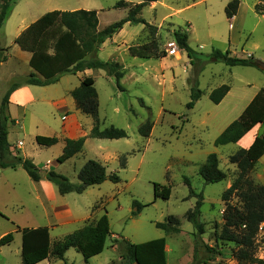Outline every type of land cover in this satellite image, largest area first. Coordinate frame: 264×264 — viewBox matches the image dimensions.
I'll list each match as a JSON object with an SVG mask.
<instances>
[{
  "label": "rangeland",
  "instance_id": "obj_1",
  "mask_svg": "<svg viewBox=\"0 0 264 264\" xmlns=\"http://www.w3.org/2000/svg\"><path fill=\"white\" fill-rule=\"evenodd\" d=\"M119 1L126 4L116 6ZM229 1L158 0L155 5L147 4L138 17L151 26L141 22L126 23L121 32L113 35L114 45L104 47L97 54L102 60L126 59L127 73L120 81L126 89L122 92H118L115 79L105 76L104 70L95 69L93 72L100 128L113 125L128 134L125 138L101 140L110 152H115V157L104 160L102 151L94 147L99 140L89 136L74 160L58 162L53 145H40L30 136L19 134L23 139L22 154L30 148L35 153L40 152L37 161L41 164L51 161L52 171L64 175L71 183L79 182L78 170L88 159L101 162L106 173H116L120 181L106 179L101 184L87 187L82 193L57 194L55 200L40 195L38 199L35 196L36 183L24 169L0 168V237L13 233L12 241L0 246V264H22V228L46 226L51 241H55L80 228L85 216L93 217V221L104 213L115 237H107L102 252L85 261L76 249L70 247L64 259L51 257L36 264H121L125 240L140 243L162 236L170 246L166 264H204L207 258L216 256L220 258L215 264H238L234 252L236 245L218 236L224 224L225 205L221 195L238 172L229 157L241 146L238 143L215 145L214 142L224 128L238 118L254 94L264 87V73L254 66H230L213 61L209 55L214 49H229L237 52V57H248L245 54L250 53L254 60L264 63V20L252 10L255 0H241L248 5L243 30L237 33L238 42L229 46L228 34L234 32L224 12ZM137 2L139 0H18L13 7L14 13L0 29V36L9 45L20 17L28 22L47 11L73 7L96 9L98 28L102 29L126 17L129 8ZM175 28L187 33L191 57L183 49H179L176 55L169 54L168 49L177 46L172 35ZM136 39L142 43L154 39L160 45L157 53L164 56L133 58L129 50L126 53L116 46ZM13 57L14 54L0 67V119L7 113L1 106L3 95L13 83L23 81V76L30 71L27 64L17 62ZM132 73L136 76L133 77ZM13 74L21 76L14 77ZM223 84L230 87L229 92L219 103L212 102L210 92ZM193 89L201 90V95L190 107L188 103ZM147 120L153 123V127L150 135L144 137L138 128ZM9 124L8 118L7 131L8 128L12 130L10 141L14 142L18 134L15 126ZM263 131L264 122L260 124L258 134ZM210 153L217 155L218 166L226 173L222 181L206 183L198 173ZM122 155H126L124 167L120 166ZM263 166L264 154L249 176L264 185ZM154 183L170 187L168 199H154ZM189 188L203 195L199 217L203 232L187 220V211L194 207L197 199L189 196ZM134 201L144 206L137 210ZM229 202L234 204L237 198L232 196ZM62 206L68 207L69 216L64 214ZM170 215L179 220V232L167 234L155 226V222H163ZM255 240L254 255L260 258L264 253V222ZM114 243L116 246L112 248Z\"/></svg>",
  "mask_w": 264,
  "mask_h": 264
},
{
  "label": "trees",
  "instance_id": "obj_2",
  "mask_svg": "<svg viewBox=\"0 0 264 264\" xmlns=\"http://www.w3.org/2000/svg\"><path fill=\"white\" fill-rule=\"evenodd\" d=\"M18 0H0V29L9 17L14 5ZM157 0H140L139 3L129 8L126 17L113 22L104 28L97 30L98 18L96 10H51L43 13L35 21L24 28L14 39V43L23 51L31 53L29 66L33 70L23 81L13 83L1 100V106L6 110L10 92L22 84L47 85L57 80V77L65 73H77L85 69H102L107 75L115 78L116 86L123 90L120 79L124 70L118 62L104 61L96 57L98 48L103 42L118 32L126 22L143 23L151 26L143 18L138 17L143 6ZM126 3L119 1L116 6ZM239 7V0H230L224 7L227 19L232 18ZM257 14L264 15V0L254 5ZM173 37L180 49H183L188 57L192 56V49L188 45V35L181 29L173 31ZM132 56L139 58L163 57L157 53L158 46L154 39L149 42L133 45L128 48ZM95 55V56H93ZM213 61L223 62L226 65L254 66L264 73V63L254 60L252 55L237 57L230 54V50H212L209 55ZM5 56L0 55V61ZM230 87L223 84L213 89L209 98L214 103H219L227 94ZM76 107L92 119V127L89 136L94 138L119 139L128 137L124 129L110 125L100 128L98 115V95L94 87V79L85 76L80 85L70 92ZM201 90L193 89L191 102L193 106L200 97ZM140 103L143 104L142 99ZM4 111V110H3ZM7 113L0 119V168L21 167L33 181H39L43 177L54 182L60 194L69 192L82 193L87 187L101 184L109 179L119 182L116 173L107 174L105 166L97 160L88 159L78 170L79 184H74L59 173L52 170L43 175L40 169L31 159L18 154L13 156L10 151L7 131ZM264 122V87L260 88L250 102L243 109L237 119L233 120L215 139V145L236 143L256 124ZM153 123L145 121L138 128L141 136L150 135ZM35 141L44 146L54 145L58 139L37 135ZM85 141V137L77 139H65L62 153L56 158L58 162H64L79 153ZM264 154V131L254 137L247 148H238L229 159L237 167V176L230 186L222 193L225 210L223 214L224 224L218 238L232 242L236 245L235 258L238 264H264L262 258L254 255L255 239L261 223L264 222V185L254 181L249 175L254 169L256 162ZM218 157L215 153L207 155L205 162L199 167L198 173L206 183L222 181L226 173L219 166ZM126 165V155L120 157V166ZM185 183L190 185L189 180L184 178ZM171 189L158 183L153 184L154 199H168ZM189 196H195L196 202L191 210L187 211V220L190 221L200 232H203V223L200 221V207L203 201L202 192L195 193L189 188ZM235 196L237 202L232 204L229 199ZM137 210L144 205L137 201L133 202ZM136 214V212H133ZM155 226L165 233L179 232V220L175 216H168L163 222H155ZM111 234L107 215L104 213L97 219L85 222L77 230L64 235L55 241H51L49 228L46 226L21 229V258L22 264H36L49 257L64 259V254L70 247L76 249L83 259L99 254L105 247L107 237ZM13 239V233L8 232L0 237V246L8 244ZM125 248L122 253L123 264H166V238L164 236L150 239L140 243H132L125 240Z\"/></svg>",
  "mask_w": 264,
  "mask_h": 264
},
{
  "label": "crops",
  "instance_id": "obj_3",
  "mask_svg": "<svg viewBox=\"0 0 264 264\" xmlns=\"http://www.w3.org/2000/svg\"><path fill=\"white\" fill-rule=\"evenodd\" d=\"M259 1L260 0H255V2L252 3V7H253L252 10L254 12H255L254 5ZM157 2L158 0L154 2H150L149 5L150 6L155 5ZM247 8H248V5H246L243 1L239 0V7H238L236 14L232 18L228 19L229 27H231V30L234 29V32L232 30V32L228 34L229 46L238 42L239 35L237 33H239V30L240 31L243 30V23H244L245 12ZM76 9H80V7H75V8L73 7L70 10H76ZM81 9L96 10V9L87 8V7H82ZM13 11L14 9L11 11L7 20L12 16V14L14 13ZM256 16H260V18L264 20V15H260L256 13ZM36 19L37 18H33L32 20L26 22L24 17H20V19L18 20L16 30H15L16 34L12 37V40L10 41L9 45H7L6 42H4L0 36V54L2 56H5V59L0 61V67H2L5 63H7V61L9 62L13 54H14L13 58L17 59V62L18 61L23 62L24 64H27L29 66V59H30L31 53L28 51L21 50L19 46L14 43V39L24 28H26L31 22L35 21ZM259 20L260 19H258L256 22H258ZM232 21L234 22L233 25H232ZM126 23H129V22H126ZM122 29L123 27L116 33L121 32ZM97 30H100L98 28V24H97ZM173 31H172V35H173ZM235 33H236V36H234ZM155 36L157 37V32L155 33ZM114 41L115 39L113 38V36L110 38H107L103 42V44L98 48L95 54L96 57H97V54L104 47L108 45H114ZM143 41L144 43L147 42V40L146 41L143 40ZM139 44H143V43L141 42L140 39H136L135 41L121 43L120 45L117 44L116 46L121 47L120 51L124 50L127 53L128 48L130 46L139 45ZM157 46L160 47L159 43ZM8 48H9V52L11 51L12 55L8 52ZM230 54L233 56H238L237 52L232 51L230 52ZM247 54L252 55L250 53H246L245 55ZM132 57L138 58L137 56H132ZM140 59H145V58H140ZM104 61L118 62L122 66V69L124 70L123 77L127 73L125 70L126 59H109V60H104ZM94 70L95 69L89 68L81 72H77L75 74L74 73L61 74L57 77V80L55 82L47 84V85L22 84L10 92L8 96L6 110H7L9 122L10 124H13L15 126L16 134H18V137L14 139V142L10 141V136H11V133L13 134V132L11 129L9 130L8 128L7 137H8V142L10 144V151L12 154H18L25 158L31 159L32 162L36 165V167L40 169V172L43 175H45L46 172H48L49 170H52V166H50L51 161L47 160L48 162L44 164H41L40 162H38L37 158L40 156V152L35 153L34 152L35 150L32 148H30L29 150H24L22 154L21 151L23 149V139L19 134H22L23 136H26V135L30 136L34 141L37 135L47 136V137H56L58 141L57 143L53 145V148H56L57 150L55 152V156H54L55 158H57V156L61 154L65 139H77L79 137H85L83 147L85 146L88 140V137H89V132L92 127V119L90 116L84 114L76 107L75 101L72 98L70 92L71 90H73L74 88L80 85L81 80L85 76H91L94 79L93 77ZM31 72H33V70L30 68V71H28L27 74H25L23 77H26V75L30 74ZM132 75L133 77L136 76V74H133V73ZM13 76L18 77V76H21V74H13ZM105 76L113 77L107 74ZM123 77L120 79V81L123 80ZM61 85H63V87H60ZM94 85H95V79H94ZM122 88L123 90H120L119 88H117L118 92H122L126 89L124 85H122ZM260 124H256L252 129H250L247 133H245L243 137L239 139L236 143H238L239 146H241V148H247L253 141L254 137L258 135V129H259ZM102 139H105V138H97V140L99 141L94 144V147L97 150L102 151L101 155L103 156L104 160L106 159L110 160L112 157H115V152H110L107 146L105 145V143L101 141ZM80 152L70 157L66 161L74 160V158H76L78 154H80ZM106 161L104 162L106 163ZM261 170H264V166L261 168ZM34 182L36 183L35 196L38 199L41 198L40 195H43L48 200H55L57 199V196H58L57 194H60L57 190L56 184L52 182L51 180L46 179L45 177H43L39 181H34ZM79 183L80 181L77 184ZM62 207H64V214L66 216H69L71 212L68 209V207L66 206H62ZM58 216L62 217L63 215H58ZM99 216L95 217V219H97ZM83 219L85 223V221H87L88 219H91L92 221V219L94 218L91 216H85ZM110 236L115 237L113 233H111L108 237ZM115 246H116V243L111 244L112 248H115ZM165 250H166V256H167V253L170 250V246L167 242V239H166V244H165ZM50 258L51 257H49V259ZM218 258L220 257L216 256V258H213V257L207 258V262L204 264H215ZM260 258L264 260V253L261 255ZM120 260L122 261V256L120 257ZM121 264L123 263L121 262Z\"/></svg>",
  "mask_w": 264,
  "mask_h": 264
},
{
  "label": "built area",
  "instance_id": "obj_4",
  "mask_svg": "<svg viewBox=\"0 0 264 264\" xmlns=\"http://www.w3.org/2000/svg\"><path fill=\"white\" fill-rule=\"evenodd\" d=\"M179 49H180V48H178L177 46H173L172 48L168 49V52H169V54H171V55H176V54L179 53V52H178Z\"/></svg>",
  "mask_w": 264,
  "mask_h": 264
}]
</instances>
